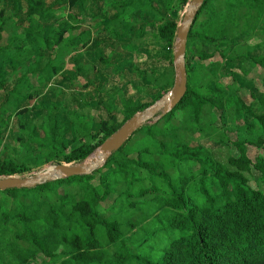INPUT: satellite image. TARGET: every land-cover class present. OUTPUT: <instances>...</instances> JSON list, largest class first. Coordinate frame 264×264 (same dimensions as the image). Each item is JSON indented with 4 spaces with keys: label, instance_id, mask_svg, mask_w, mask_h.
Returning a JSON list of instances; mask_svg holds the SVG:
<instances>
[{
    "label": "trees",
    "instance_id": "trees-1",
    "mask_svg": "<svg viewBox=\"0 0 264 264\" xmlns=\"http://www.w3.org/2000/svg\"><path fill=\"white\" fill-rule=\"evenodd\" d=\"M188 1L99 0L91 13L92 1L67 0L65 15L55 8L61 0H10V12L0 9V177L41 163H81L153 106L167 92L161 86L174 84L175 33ZM111 37L161 52L160 71L132 65L154 98L120 96L121 116L100 101L105 112L96 117L78 101L59 115L56 78L79 50ZM117 52L75 64L71 84L112 92L118 76L102 68ZM185 67L181 101L92 174L0 190V264H264V92L246 78L264 69V0H204ZM70 135L75 146L65 144ZM202 140L227 147L226 161ZM10 142L14 156H6Z\"/></svg>",
    "mask_w": 264,
    "mask_h": 264
},
{
    "label": "crops",
    "instance_id": "crops-1",
    "mask_svg": "<svg viewBox=\"0 0 264 264\" xmlns=\"http://www.w3.org/2000/svg\"><path fill=\"white\" fill-rule=\"evenodd\" d=\"M90 1H92V3L90 2L91 13H97L96 7H97V2H99V0H90ZM55 8L58 9L60 14L65 15L66 10L68 9L67 0H61L60 4H58ZM60 8H63V10L61 11ZM0 9H6L7 12H10L12 10L10 0H0ZM19 15L24 17L21 12H19ZM153 47H154L153 53L150 51L151 48L148 46V44L142 46L137 50H131V45L127 39L123 37H119V38L111 37V40L98 38L94 40V42H92V44L87 49L79 50L72 59L68 60L64 72H62V74H60L59 77L56 78L57 79L56 87L59 92V93L57 92V104H58L57 110L60 111V115H66L68 110L73 109V102L75 103V101H78L79 105L81 104V111L85 113L90 111V113L93 114L94 117H96L98 113L102 114L105 112L100 110V107L98 105V101H100L102 103H106V102L113 103V105L116 107L115 112L117 113L118 116H121V112H118L119 106L116 104L120 96L122 95L127 97L133 96L134 98H139L141 100H147V99L149 100L154 98L155 94L142 85V82L140 81L138 76H136L133 73L132 70L133 64H136L140 69H146L148 73H151V69L149 67L150 64H152V66L154 67L156 66L159 71L161 70L162 61L160 62L157 61V59L161 57L160 56L161 53L160 51H158L155 45H153ZM116 48L118 52L114 55L111 54L110 64L106 65L102 69L104 72L113 70L118 76V81L113 83V86H111L113 87V91L109 92L108 94L102 90L103 87L102 88L100 87V90L96 94L90 93L86 89L85 91H81L84 94H86V98L91 106V108H89L85 106L86 100H84V98L80 95V91L78 93V97H75L77 95L70 91L73 89L70 86L71 85L70 77L74 73L73 66L78 62L82 61L83 59L86 61L85 63H89L90 65L94 63L97 64L103 54V49H105V53H109V51L111 52ZM76 57H79L78 60L73 61ZM174 70H175V63H174ZM175 75H176V71H175ZM64 76L66 77V79ZM61 77H63L64 79L60 80L59 78ZM11 85H12L11 83L7 82L5 89L9 90L11 88ZM129 86H131V88ZM163 87H166L167 92L171 89L168 88L166 85H162L160 91H164V89H162ZM139 92H143L144 95L138 96ZM72 94L75 96H73ZM66 95L68 96L65 97ZM89 97H91V99H89ZM79 105L74 104L75 107ZM97 127L98 126L95 125L96 129ZM73 140H74L73 137L70 135V137L65 140V144L66 145L71 144V146H75L76 144L74 143Z\"/></svg>",
    "mask_w": 264,
    "mask_h": 264
},
{
    "label": "water",
    "instance_id": "water-1",
    "mask_svg": "<svg viewBox=\"0 0 264 264\" xmlns=\"http://www.w3.org/2000/svg\"><path fill=\"white\" fill-rule=\"evenodd\" d=\"M203 2L204 0H189L182 12L181 21L177 26L173 53L176 71L173 87L155 102L153 106L133 115L116 132L105 139L100 147H98L103 155L101 163L89 166H84L82 162L74 165L58 163L51 171L43 174L32 175L24 173L20 177L2 176L0 177V190L32 188L48 181H55L71 176L90 175L104 164L112 152L120 149L135 131L144 125L155 122L179 103L187 91L185 53L188 34Z\"/></svg>",
    "mask_w": 264,
    "mask_h": 264
},
{
    "label": "rangeland",
    "instance_id": "rangeland-1",
    "mask_svg": "<svg viewBox=\"0 0 264 264\" xmlns=\"http://www.w3.org/2000/svg\"><path fill=\"white\" fill-rule=\"evenodd\" d=\"M185 8V7H184ZM183 8V9H184ZM182 9V10H183ZM182 10H181V13L179 14L180 16L182 15ZM59 14V13H58ZM179 18H181V17H179ZM178 23H180V20L178 19ZM253 43L254 42H252L251 44L253 45ZM148 46L151 48V52L153 53L154 52V47H153V45L150 43V44H148ZM161 53V52H160ZM78 58L79 57H76L73 61H77L78 60ZM216 58V57H215ZM72 67V66H71ZM246 78L247 79H249V80H253L254 81V83H255V86L258 88V91L259 92H264V69H262V68H260V67H255L247 76H246ZM223 82L224 83H230L231 82V79L229 78V77H225L224 79H223ZM143 84L145 85V84H150V83H146L145 81H143ZM72 88V90H70L72 93H74V94H76L77 96H75V95H73V96H75V97H78V93H79V91H85V89H83L82 87H81V84H79V85H74V84H71L70 85ZM130 88H131V86H129ZM162 89H164V91L166 90V87H163ZM71 92H70V94H71ZM258 92V95L260 94ZM141 95H144V93L143 92H139V94H138V96H141ZM238 95H240L242 98H243V100H244V102L245 103H247L248 105L249 104H251L252 102H253V98H252V96H250L251 94H250V90L248 89V87H240V89L238 90ZM68 95H66L65 97H67ZM94 99V98H93ZM76 108L78 109V110H80L81 111V108L79 107V106H76ZM85 111V110H84ZM59 115H60V111L59 110H57L56 111ZM118 112H120V107H119V109H118ZM22 120H24L25 121V117H24V115H23V117L21 118ZM243 121H245V122H249V121H251V119H250V117H248V116H246V119L245 120H243ZM13 122V121H12ZM240 124H242V123H240ZM217 125V124H216ZM219 125V124H218ZM8 133H9V131H8ZM197 134V133H196ZM195 134V135H196ZM197 136V135H196ZM231 136H234L233 134H231ZM70 140V139H69ZM198 141H196L195 139H194V142L192 143L193 145H195L196 143H197ZM8 143V142H7ZM201 143L203 144V145H205V146H207V147H209L210 149H211V151H215V153H216V155L222 160V161H226V158H227V156H228V153H229V151L227 150V147H224V146H221V145H218V144H213V143H211V142H209V141H207V140H202L201 141ZM7 147L9 148V150L8 151H6V156H8V155H12V156H14L15 154H14V152H13V148L14 147H18L17 145H14L13 143H9L8 145H7ZM100 150L99 149H96L95 151H94V153H92L86 160H84L82 163L84 164V166H89V165H91L92 163H91V161H92V159L94 158V156L99 152ZM256 151H257V149L255 148V147H250V149H249V154L250 155H252V156H254L255 154H256ZM38 157H41V159H43L42 157L43 156H38ZM61 164H67V163H64V162H60ZM56 164H58V162H50V163H41L38 167H36V168H34L32 171H30V172H27L28 174H43V173H45V172H47V171H51L52 169H53V167L56 165ZM76 164H79V163H76ZM68 165H74V163H69ZM254 175H257V173L256 172H254L253 173ZM14 176H17V177H20L21 175H14ZM250 184L251 185H253L254 186V181L253 180H250Z\"/></svg>",
    "mask_w": 264,
    "mask_h": 264
},
{
    "label": "bare ground",
    "instance_id": "bare-ground-1",
    "mask_svg": "<svg viewBox=\"0 0 264 264\" xmlns=\"http://www.w3.org/2000/svg\"><path fill=\"white\" fill-rule=\"evenodd\" d=\"M100 150V149H99ZM102 159H103V155L101 153V151H99L95 156L94 158L92 159L91 161V165L93 164H98V163H101L102 162Z\"/></svg>",
    "mask_w": 264,
    "mask_h": 264
},
{
    "label": "clouds",
    "instance_id": "clouds-1",
    "mask_svg": "<svg viewBox=\"0 0 264 264\" xmlns=\"http://www.w3.org/2000/svg\"><path fill=\"white\" fill-rule=\"evenodd\" d=\"M184 10V9H183ZM183 12V11H182ZM180 21H181V18H180ZM179 24V23H178Z\"/></svg>",
    "mask_w": 264,
    "mask_h": 264
}]
</instances>
